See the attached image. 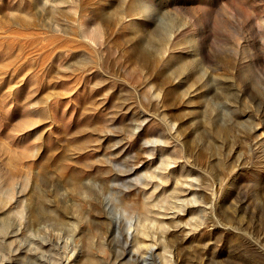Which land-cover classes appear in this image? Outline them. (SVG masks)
Returning a JSON list of instances; mask_svg holds the SVG:
<instances>
[{
    "label": "rangeland",
    "instance_id": "obj_1",
    "mask_svg": "<svg viewBox=\"0 0 264 264\" xmlns=\"http://www.w3.org/2000/svg\"><path fill=\"white\" fill-rule=\"evenodd\" d=\"M0 264H264V0H0Z\"/></svg>",
    "mask_w": 264,
    "mask_h": 264
},
{
    "label": "bare ground",
    "instance_id": "obj_2",
    "mask_svg": "<svg viewBox=\"0 0 264 264\" xmlns=\"http://www.w3.org/2000/svg\"><path fill=\"white\" fill-rule=\"evenodd\" d=\"M144 230V229H143ZM143 232H145V231H143ZM138 238V237H137ZM137 242V241H136ZM140 244V243H139ZM136 261V260H135Z\"/></svg>",
    "mask_w": 264,
    "mask_h": 264
}]
</instances>
